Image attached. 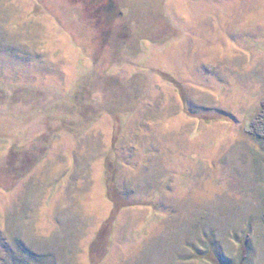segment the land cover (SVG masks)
Here are the masks:
<instances>
[{
	"label": "rangeland",
	"instance_id": "374dc122",
	"mask_svg": "<svg viewBox=\"0 0 264 264\" xmlns=\"http://www.w3.org/2000/svg\"><path fill=\"white\" fill-rule=\"evenodd\" d=\"M107 1L0 0V264H264V0Z\"/></svg>",
	"mask_w": 264,
	"mask_h": 264
},
{
	"label": "trees",
	"instance_id": "16d2710c",
	"mask_svg": "<svg viewBox=\"0 0 264 264\" xmlns=\"http://www.w3.org/2000/svg\"><path fill=\"white\" fill-rule=\"evenodd\" d=\"M105 11L107 12V14H112L113 12H115L116 11V0H108L107 1V3H106V6H105ZM178 87V86H177ZM264 119V118H263ZM260 121L261 120H259V121H256V123H260ZM264 122V121H263ZM257 124V125H258ZM257 125H256V127H257ZM262 125H263V127L262 128H264V123H262ZM259 131H261V130H259ZM258 130H257V132H259ZM260 133V132H259ZM264 133V132H263ZM261 134V133H260ZM118 138V136H116L115 137V140ZM113 203H114V205H115V207H120L116 202H114L113 201ZM122 207V206H121ZM245 244V243H244ZM242 259H243V257H242Z\"/></svg>",
	"mask_w": 264,
	"mask_h": 264
}]
</instances>
